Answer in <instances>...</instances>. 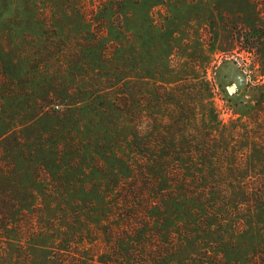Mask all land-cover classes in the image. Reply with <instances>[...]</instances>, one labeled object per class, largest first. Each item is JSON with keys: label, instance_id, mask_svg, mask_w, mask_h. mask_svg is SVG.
Segmentation results:
<instances>
[{"label": "rangeland", "instance_id": "374dc122", "mask_svg": "<svg viewBox=\"0 0 264 264\" xmlns=\"http://www.w3.org/2000/svg\"><path fill=\"white\" fill-rule=\"evenodd\" d=\"M103 30L109 50L139 33L143 57L168 56L169 70L154 66L150 84L213 82L218 120L211 106H197L184 133L202 142L212 133L237 149L226 160L236 165L204 175L218 184L205 191H228L235 202L209 207L192 229L176 224L168 241L162 212L149 211L159 206L160 190L126 203L146 193L151 182L143 173L122 179L120 190L97 174L105 161L97 150L124 144L125 129L114 131L106 115L83 128L57 117L66 110L57 97L62 85L71 87L83 77L81 64L98 60L88 55ZM0 125L7 133L0 138V264H264V208H256L257 194L264 200V0H0ZM142 129L149 137L147 121ZM69 147L78 182L64 160ZM92 169L99 187L89 184ZM186 231L201 232L200 249L179 250Z\"/></svg>", "mask_w": 264, "mask_h": 264}, {"label": "trees", "instance_id": "16d2710c", "mask_svg": "<svg viewBox=\"0 0 264 264\" xmlns=\"http://www.w3.org/2000/svg\"><path fill=\"white\" fill-rule=\"evenodd\" d=\"M131 36L128 41L124 38L118 39L119 41L109 50L110 48H106L109 44L105 41V31L99 34V38H96L97 44L90 49L92 52L88 55L92 58L97 57L98 60L95 59L94 64L82 63L79 68L83 77L81 76L78 81L74 80L71 87L62 85L57 97L66 110L57 117L62 119L60 115H67V118L62 119L64 125L77 123L83 128L92 123L94 118H99L98 123L102 124L104 122L102 118L106 115L108 118L106 122L114 131L119 127L125 129L124 144L109 140L107 147L102 146L97 150L105 160L103 168L96 170L97 174L100 173V179L103 178L106 184L109 186L112 184L113 190H120L125 187L122 179H131L143 173L151 182L148 183L146 193L138 195L136 199L131 198L126 203L134 206L141 199L148 198V191L151 189L160 190L159 206L154 207L148 203L149 211L156 209L158 213L162 212L160 230L163 238L168 241L175 232L176 224L177 228L183 224L190 225L189 228L192 229L193 222H196L195 225L198 224V216L201 217L202 212L209 207L214 209L219 208L221 203L235 202L234 195L228 191L223 195L222 192L205 191L210 187L216 188L218 184L217 181L213 183L208 181L204 175L208 170L214 171L216 168L221 170L225 169V166L230 169L236 165L235 161L229 166L226 160L236 157L237 149L229 143L224 144L212 133L208 134L209 142L193 141L196 138L194 133L190 136L184 133L187 131L185 130L188 128L187 125L192 122V116H195L197 106H200L203 112L206 106H211L210 115L215 121L218 120L212 102L214 83L200 77H187L172 82L164 79L165 81L148 83L147 79L150 78L154 66L162 65L169 70L168 56L159 58L150 53L143 57L144 51L141 48L143 44L140 43L142 36L139 33H131ZM139 43L142 45L139 46ZM167 44H170V40ZM83 55L87 56L84 51ZM39 68L40 65L36 67L37 73L40 72ZM70 69L67 71L65 69L67 74ZM91 70L95 75L89 78L84 76ZM206 99L210 101L205 103ZM165 107H169V110L174 108L168 115L169 118L162 117L159 113V110ZM146 111L149 112L148 120L144 117ZM205 118L206 114L203 113L201 125H205ZM146 121L150 129L149 137H156V141L144 134L142 126ZM113 130L110 132L113 133ZM206 131L208 130L204 132ZM6 134L0 132V138ZM181 138L183 140L180 141ZM72 151L70 147L67 149L64 160L71 166L69 168L72 177L78 182L77 176L81 168L79 165L73 166L78 157ZM244 151L247 152L248 149ZM262 155L264 156V153ZM222 160L225 162H221ZM96 171L92 169L87 176L91 179L89 184L95 187L99 182V177H95ZM197 176L202 178L199 180ZM196 178L199 183H195ZM196 184L198 185L195 187ZM95 191L92 190L88 194L96 196ZM257 195L261 200L258 201L259 205L257 204L256 208L262 209L264 200L260 193ZM211 228L212 225L202 232L206 235L212 234ZM200 234V231L197 233L186 231L185 240L180 242L179 250L182 251L186 244L188 248L200 249L205 241L198 237ZM133 242L130 241V244ZM160 261L154 259L152 263L160 264Z\"/></svg>", "mask_w": 264, "mask_h": 264}]
</instances>
